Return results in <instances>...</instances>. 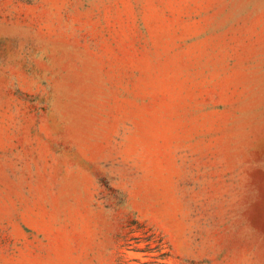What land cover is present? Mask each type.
<instances>
[{
    "label": "rangeland",
    "instance_id": "1",
    "mask_svg": "<svg viewBox=\"0 0 264 264\" xmlns=\"http://www.w3.org/2000/svg\"><path fill=\"white\" fill-rule=\"evenodd\" d=\"M0 264H264V0H0Z\"/></svg>",
    "mask_w": 264,
    "mask_h": 264
}]
</instances>
